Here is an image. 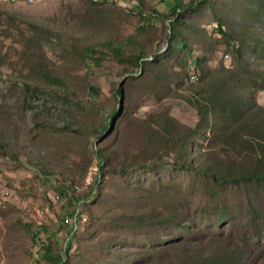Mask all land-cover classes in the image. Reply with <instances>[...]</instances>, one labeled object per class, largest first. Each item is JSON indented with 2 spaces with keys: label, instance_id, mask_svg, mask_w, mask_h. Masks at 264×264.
<instances>
[{
  "label": "rangeland",
  "instance_id": "374dc122",
  "mask_svg": "<svg viewBox=\"0 0 264 264\" xmlns=\"http://www.w3.org/2000/svg\"><path fill=\"white\" fill-rule=\"evenodd\" d=\"M219 22L264 78V0L0 2V264H264V182L204 169L237 153L212 121L187 157L148 127H199L189 74L229 64Z\"/></svg>",
  "mask_w": 264,
  "mask_h": 264
},
{
  "label": "trees",
  "instance_id": "16d2710c",
  "mask_svg": "<svg viewBox=\"0 0 264 264\" xmlns=\"http://www.w3.org/2000/svg\"><path fill=\"white\" fill-rule=\"evenodd\" d=\"M201 3L209 5L210 0H201ZM172 14V17L181 16L176 9L172 10ZM178 20L175 18V22L179 23ZM222 25V22L218 23V31L222 34L224 42L233 44L232 57L227 55L229 64L222 63L214 70H210L203 65L202 58H196L198 71L189 74L191 84L186 99L195 106L200 116L199 127L191 128L179 124L170 116L160 120L155 119L153 125L148 127L151 134L156 137L160 135L163 138H169L176 147L173 146L175 150L187 157L189 154L192 155L193 144L201 135L199 132L201 123L212 121L215 130L211 132L209 140L219 139L222 144L230 146L237 153L235 158L218 163L208 149L204 155L205 162L202 163L204 169H209L216 175V179L225 183L264 182V106L255 101L257 93L264 90V78L255 70H253V77H250L244 42L242 41L240 45V42L223 29ZM172 30L174 34H177V27H172ZM180 43L181 47H185V41ZM192 75H197L198 79L192 81ZM46 79L58 84V87L62 85L58 79L50 76ZM35 84H33L35 88H32V84L26 87L31 91L42 87ZM116 92L123 96L121 88H118ZM63 98L69 100L68 94H65ZM96 154L102 155L100 150ZM184 165L189 168L194 166L187 163ZM70 249L71 244L67 245L65 253L68 254ZM50 254L51 252L47 251V255ZM198 258L195 264H239L238 256L228 249L210 256H198ZM191 261H195L192 256L185 257L183 264H190Z\"/></svg>",
  "mask_w": 264,
  "mask_h": 264
},
{
  "label": "bare ground",
  "instance_id": "6f19581e",
  "mask_svg": "<svg viewBox=\"0 0 264 264\" xmlns=\"http://www.w3.org/2000/svg\"><path fill=\"white\" fill-rule=\"evenodd\" d=\"M5 2V3H17V2H25V0H17V2H13L11 0H0V2ZM198 78L196 77V75H192L191 76V80L192 81H196Z\"/></svg>",
  "mask_w": 264,
  "mask_h": 264
},
{
  "label": "built area",
  "instance_id": "2783aa9c",
  "mask_svg": "<svg viewBox=\"0 0 264 264\" xmlns=\"http://www.w3.org/2000/svg\"><path fill=\"white\" fill-rule=\"evenodd\" d=\"M13 2H17V0H11ZM44 0H25V3H40L43 2Z\"/></svg>",
  "mask_w": 264,
  "mask_h": 264
}]
</instances>
